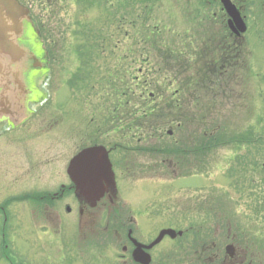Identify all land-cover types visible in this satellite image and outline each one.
Returning <instances> with one entry per match:
<instances>
[{
    "label": "rangeland",
    "instance_id": "rangeland-1",
    "mask_svg": "<svg viewBox=\"0 0 264 264\" xmlns=\"http://www.w3.org/2000/svg\"><path fill=\"white\" fill-rule=\"evenodd\" d=\"M21 2L30 8L39 31L36 35L27 25L21 41L27 40L40 57L41 50H46L48 66L20 75L28 93L16 105H25L30 114L25 109L22 121L9 117L0 121V204L11 202L9 223L0 219V264H120L116 248L127 242L121 223L144 242L162 228L191 229L192 233L176 240L165 238L153 250V257L155 264H193L199 242L218 239L216 216L224 217L225 212L232 231L241 235L240 246L252 258L260 256L264 264V143L220 142L194 158V147L201 142L200 132L206 124H220L230 135L254 129L255 135L264 138L261 0H250L251 7L246 8L249 29L243 39L247 53L238 63L240 69L221 76V80L231 77L232 82L221 90H209L195 110L189 104L196 112L194 121L179 130L176 123L168 124L158 135L147 128L125 137L117 135L125 147L118 149L116 169L118 219L110 218L107 231L105 214L99 222L97 216L79 220L61 211L58 221L47 224L36 215L33 201H18L25 193L50 192L69 182L67 165L88 144V129L104 121L110 125L107 136L114 139L115 124L108 119L118 102V73L129 81L139 75L140 60H149L152 67L161 63L159 56L167 47L187 52L199 46L204 31L210 29L206 25L216 4L206 0H57L49 7L50 2L42 0ZM148 31L163 37L157 41L162 46L141 59L138 50L147 43L143 35ZM155 43L152 40L147 45ZM172 72L168 67L149 73L168 79ZM110 77L112 88L106 81ZM35 84L41 93L28 100ZM175 88L173 83L169 93ZM207 108L209 117L202 121ZM170 129L172 134H168ZM178 139L188 155L195 153L189 165L170 164L165 160L171 156L165 158L161 153L163 144L172 145ZM255 207L261 208L254 212ZM113 227H118V241Z\"/></svg>",
    "mask_w": 264,
    "mask_h": 264
},
{
    "label": "trees",
    "instance_id": "trees-1",
    "mask_svg": "<svg viewBox=\"0 0 264 264\" xmlns=\"http://www.w3.org/2000/svg\"><path fill=\"white\" fill-rule=\"evenodd\" d=\"M124 1L129 2L131 0ZM47 2H50L49 7L54 3L51 0ZM143 37L145 38L144 42L147 41V43L139 48L138 55L137 50H134L135 55L142 59L146 52L150 55L153 52L152 49L156 53L161 50L162 44L157 43V41L163 37L157 34L151 35V31L145 32ZM135 38L137 37L135 36ZM152 40L156 43L147 45ZM225 40H227L226 33L220 32L219 37H216V33L206 30L203 33V38L201 37L199 40L200 45L198 44L199 46L195 48L192 47L193 50L188 48L185 52L175 47L173 51H169V47H167L168 49L162 47L165 50H162V55L159 56L161 63L154 64L152 67L149 66L148 60H140L142 63L137 70L139 75L132 77L131 80L128 79L130 82L118 73V89H116L118 102L114 109L111 108L113 114L108 113V117L113 115L112 119H108V121L111 120L109 123H114L115 127L118 126V134L125 137L129 133L142 132L140 129L144 128L152 129L153 132L155 131L154 134L158 135L159 131L162 132V128L169 126L168 124L176 123V128L179 130L183 127L182 123L194 121L196 118L195 106L198 105L201 97L204 98V94L209 90L212 91L214 87L221 90L229 86L232 82L231 77L221 80V76L239 70L238 63L243 62L247 53L244 44H234L233 47H228L222 43ZM144 64L148 66L145 67ZM168 67L170 70H174L172 72L174 75L168 79L161 74L149 73L150 71H164ZM187 71H191L194 75H188ZM111 79L112 77L106 80L110 88L113 84ZM173 83L176 84V88L169 93V88ZM115 86L114 83L113 88ZM151 93H153L152 96H150ZM158 98L159 101L157 102ZM189 104L194 110L188 108ZM204 107H209V105ZM210 111L208 108L204 110L202 121L208 119ZM109 126V124L106 125L107 130L110 129ZM222 130L223 127L220 124L204 125L200 132L201 142H198L199 145H196L194 149L201 147V153H206L220 142H230L236 145L260 143L261 141L264 143L262 135H255L254 129L232 135ZM179 141V139L174 140L175 145H173L174 143L162 145L161 153L166 154L165 158H168V155L171 156V159L165 160L169 161L170 164L172 162L177 165L182 163V146L178 143ZM155 151L157 150L154 149Z\"/></svg>",
    "mask_w": 264,
    "mask_h": 264
},
{
    "label": "flooded vegetation",
    "instance_id": "flooded-vegetation-1",
    "mask_svg": "<svg viewBox=\"0 0 264 264\" xmlns=\"http://www.w3.org/2000/svg\"><path fill=\"white\" fill-rule=\"evenodd\" d=\"M209 4H216V9L213 11L212 16H210V23L207 24V27H210V30L216 33V37H219L220 32L226 33L227 40L223 41V45L228 47L234 46V41H239L236 38L234 33V29L231 24V16L227 12L226 8L223 7L221 0H206ZM232 4L236 6V8L240 11L241 16L244 18V21L247 25V30L249 29L247 17L249 16L246 13V8L251 7L250 0H230ZM246 3V6H245ZM262 6H264V0H261ZM250 9V8H249ZM250 14V13H249ZM251 15V14H250ZM244 41V39H243ZM245 42V41H244ZM225 43V44H224ZM34 93L29 95L28 100L32 99V97L37 98V96L41 93V90H37L36 84ZM100 126H95L93 129H88V145H104L109 150V157L112 162L113 169L115 171L116 185L118 190V179L116 174V169L118 170V126H116V136L113 139L108 138L106 123ZM102 127V128H101ZM182 164L191 163L192 156L195 154L194 158L197 157V152L201 154V147L195 150L194 154H187V150L182 147ZM113 153H116V156L113 158ZM187 155V156H186ZM189 157V158H188ZM191 158V159H190ZM191 160V161H190ZM188 161V162H187ZM189 165V163H188ZM108 191L105 193L104 197L95 205L90 206L87 201H81L74 196V185L70 181L68 183H61L57 190L46 191V192H35L34 194H23L22 198L19 199L18 202L33 201L35 203L36 215L39 219L44 220L47 224L54 223L58 221L61 211H65V215H72L74 218L76 216L83 219L94 220V217L97 216L99 222L101 218H103L104 214L106 215L108 225L105 227L107 231L110 229V218L118 219V200H112L113 193H108L110 190L115 191L114 188L109 187ZM116 192V191H115ZM27 197V198H26ZM73 197L72 203L65 202V198ZM11 203V202H10ZM9 200H6L2 204H0V219L3 220L4 224L9 223L11 218L9 213L10 207ZM261 207H255L254 212L259 210ZM224 217L217 214L216 222L214 227H216V237L218 239L211 242H206L202 237L199 246H197L196 253L198 254L196 257L195 264H262L261 258L256 257L252 258V255L248 249L240 246V237L241 235L236 234V232L232 231L231 227V219L229 218V214L222 213ZM120 215V214H119ZM114 216V217H112ZM226 218V219H225ZM229 219V220H228ZM220 220H225L227 223L220 224ZM229 224V225H228ZM228 225V226H227ZM227 226V227H226ZM124 227V228H123ZM121 229H124L126 233V243L121 244L118 247V255L117 259H120V264H145L144 262L150 258L149 264L154 263L153 250L155 247L146 249L145 247H139V244L148 245L151 242H144L133 235V229L128 226H124L123 223L120 225ZM240 228V227H239ZM250 229L249 227H246ZM254 228V227H253ZM115 237L118 241V227H113ZM222 229V230H221ZM242 229V228H241ZM58 230V227H56ZM234 230V229H233ZM244 230V229H242ZM123 232V230H122ZM190 232H186L188 234ZM246 233V232H245ZM244 233V236L246 235ZM199 235V234H197ZM121 237V235H120ZM129 243V244H128ZM137 249V254H134V250ZM139 254V255H138ZM254 260H258L255 262Z\"/></svg>",
    "mask_w": 264,
    "mask_h": 264
},
{
    "label": "water",
    "instance_id": "water-1",
    "mask_svg": "<svg viewBox=\"0 0 264 264\" xmlns=\"http://www.w3.org/2000/svg\"><path fill=\"white\" fill-rule=\"evenodd\" d=\"M221 1L232 18L230 24H233L234 32L239 36L246 30L239 10L230 0ZM29 20L28 8L17 0H0V119L24 114L25 105H16L21 100L23 102L28 93L20 75L22 73L23 77L26 71L42 66L41 58L32 52L28 41H21ZM67 172L75 184L77 196L91 206L109 187L115 188L114 172L108 151L103 146L81 150L70 160ZM108 193L115 192L110 190ZM166 232L174 233L173 230Z\"/></svg>",
    "mask_w": 264,
    "mask_h": 264
}]
</instances>
